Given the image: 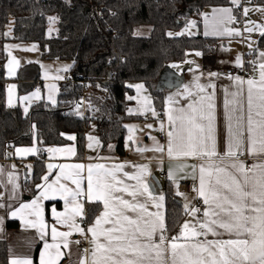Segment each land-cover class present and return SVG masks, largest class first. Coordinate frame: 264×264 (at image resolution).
Masks as SVG:
<instances>
[{"label":"crops","instance_id":"obj_1","mask_svg":"<svg viewBox=\"0 0 264 264\" xmlns=\"http://www.w3.org/2000/svg\"><path fill=\"white\" fill-rule=\"evenodd\" d=\"M226 9H230V13L220 11L219 6L213 8L212 15H209L206 20L204 17L199 18L201 21V34L210 38L219 39L215 46L216 59L213 64H205L202 53L199 51H190L187 53L185 60L181 62H174L168 67L181 76V84L174 88H158L164 92L165 105L163 114L160 115L156 109L153 96L149 89L143 82H130L128 87L130 93L127 98L130 100L127 113L141 117L138 120H131L126 122L127 134L124 142L123 152L117 149V143H111L107 149L102 151V144L99 139L96 125L92 124L86 130V150L83 155L78 153L77 136L74 133L67 134L74 137L69 139L66 145H51L46 149V175L42 178L40 183H33L32 175L34 171L35 158L41 157L35 144L29 146L12 147L8 152V157L0 160V239L7 240L11 248L10 262L14 258H28L35 263V254L37 255V264H40L41 253L45 252L44 245L57 243L60 245L61 257L57 260V264H81L82 259H86L88 264L91 262V251L93 244L92 234L88 232V228L95 224V219L101 216L105 211L102 201L89 202L87 199L88 188V166H92V180L93 192L95 195L96 183L99 180L101 183L111 181L118 188H127L124 192H114V195L121 196L124 200L130 203H146L147 213H159L163 219L167 229L166 222V196L163 192V185L166 181L173 183L176 193L180 197V201L184 206L186 215L184 222L173 237L181 236L177 243H185L187 241L195 242L196 240H227L235 238L225 233L222 229H217L220 235L213 236L211 233L205 237L203 235L194 237L193 231H203L199 228V223L204 222L198 220L197 212L193 213L197 201H203L204 198L199 195V177L200 166L205 165V189L207 191L209 176L207 174V165L210 162L220 163L218 157L201 158L199 156H185L177 154L175 151L172 157L168 156V132L173 131L175 135V127L168 120L169 112L173 116L178 115V110L183 109L186 114L195 115L197 117L196 123L204 127V132L201 133L198 128H192L194 138L200 136L207 137L208 120H200L199 116L203 113L205 116L211 111L213 120L211 122V135L215 139L216 152L219 157L224 158V163H229V158L224 154L227 150L229 142L228 116L232 117L231 123L233 131L236 129V117L240 114L238 111H233L236 105L234 100H239L244 106L245 128L247 117V85L244 87V94L240 97H233L232 93L237 92L238 85L235 81L237 76H225L222 71L224 68L230 66H237V57L240 56L242 65L248 58L250 64L247 67L250 74L246 77H241L243 80L260 78L259 65L264 63V48L257 49L258 36L264 32V6L257 3H249L245 0H238ZM247 6L252 8L261 7L263 16L261 18V26L253 32L248 34L245 32V27L248 17L245 10ZM215 10V11H214ZM228 14V15H227ZM227 15V18L225 16ZM215 22L214 25H205ZM199 23V21H198ZM228 23V24H227ZM233 28L241 29L239 36H226L219 32V27L227 25ZM218 29V30H216ZM143 35L149 33V27H143ZM11 31H7L11 35ZM207 33V35L205 34ZM251 37V38H250ZM223 44V45H222ZM239 45L241 50L238 49ZM5 53V75L8 79L6 84V103L9 107H21L28 111L30 107L41 101L47 100L51 103L57 102V97L61 86L68 83L66 72L70 71L72 62L60 59H46L43 56V50L37 42H24L16 40L5 41L2 45ZM252 50L254 54L243 56L245 50ZM200 53V55H197ZM33 64H39L40 76L35 78L37 69L32 67ZM66 69V70H65ZM22 71V72H21ZM21 73V74H20ZM216 73L217 75H210ZM71 82V81H70ZM39 85L38 91L33 88ZM138 85H143L142 88H137ZM214 86V87H213ZM203 88V91H201ZM212 99L209 100L208 97ZM27 98V99H25ZM171 98V99H170ZM229 101L228 107H225V101ZM211 103L214 107L210 110L208 104ZM189 105L192 108H189ZM196 109L193 113L192 109ZM155 113V115L153 114ZM151 125V127H148ZM185 127L189 128L191 125L185 123ZM187 136V132H185ZM131 137V139H130ZM210 144L211 141H208ZM157 145L164 148L163 152L153 151ZM26 149H35V151L28 152ZM49 149H60V151H49ZM72 149V151H68ZM19 150V151H18ZM244 157L249 160H244V163L249 167L254 163L264 162V158L249 155L247 152V132L245 131V151ZM52 168H49V165ZM75 165H82L83 168L77 169ZM97 165H102V168H97ZM138 165H146L148 168L147 174L144 176V182L148 185V192L143 195H137L134 199L129 193L136 190L139 186L137 181L131 179V176L139 174L140 169ZM171 170L172 177L169 178V171ZM11 175V182L9 174ZM127 173V175H125ZM111 174V175H109ZM115 177V181L112 180ZM47 177L45 180L44 178ZM156 177L162 187L159 188L154 182ZM215 181V176L211 177ZM74 180H79V188ZM116 181H120L116 184ZM181 181H188L194 189L190 193H181L178 191L177 185ZM51 186V187H49ZM79 191L80 196L75 198L76 202L83 204V212L87 213V205L89 203H100L101 211L98 213L94 221L87 227H83L79 223L81 216H74L72 209L75 206L71 193ZM47 192V198H44L42 193ZM163 200H160V197ZM36 200L39 205L41 217L46 225L43 236L38 228L32 227L30 221L36 220L34 215H29L31 209H26L23 213H18L16 217H12L11 213L17 210L21 203L31 204ZM67 200V203H66ZM161 206L158 208L156 204ZM208 205H206V209ZM205 209V210H206ZM137 212H128L127 214L135 218ZM145 213V217H147ZM60 216V220L57 219ZM71 217V219H69ZM74 219L79 228L83 229V233L75 228H69V224ZM153 219H155L153 217ZM8 220L17 221L18 227L9 229L6 225ZM61 221H64L63 223ZM189 224V228L184 229L183 225ZM195 226V228L193 227ZM103 227H111V225H103ZM56 228L58 232H71L68 239V247H64L63 238L57 237L56 241L52 239V229ZM86 234L88 237V252L83 253L80 246L75 240L76 235ZM169 234L168 240L172 238ZM159 236L157 234L156 241ZM101 240L103 238L101 237ZM54 251V250H52ZM45 254V259H47ZM171 257L168 256V264H170Z\"/></svg>","mask_w":264,"mask_h":264},{"label":"trees","instance_id":"obj_2","mask_svg":"<svg viewBox=\"0 0 264 264\" xmlns=\"http://www.w3.org/2000/svg\"><path fill=\"white\" fill-rule=\"evenodd\" d=\"M245 1L264 6V0ZM229 5L230 0H0V160L8 157L12 147L35 144L41 157L35 158L32 181L40 183L46 175L47 147L68 144L66 135L74 133L78 153L83 155L86 130L92 124L96 125L102 151L115 142L118 151L123 152L126 122L141 118L127 113V84L143 82L162 115L165 98L158 81L163 70L185 60L190 51L201 52L205 64L215 63L219 41L201 33H168L180 30L192 17L200 18L207 7ZM50 16L56 18L52 36L48 35ZM12 20V33L8 35L7 26ZM143 27L150 28L148 34H138ZM8 40L37 42L44 58L72 62L71 82L61 86L56 103L41 100L28 111L7 105L2 45ZM256 48H264V32L258 36ZM246 63L250 64L249 58ZM32 67L37 69L38 78L39 64ZM79 76L88 83H100L109 90V96L86 93ZM163 192L167 231L173 237L186 212L172 182L164 183ZM100 211V203L87 205L88 225ZM18 224L15 220L6 223L9 229ZM10 257V244L0 239V264H10Z\"/></svg>","mask_w":264,"mask_h":264},{"label":"snow or ice","instance_id":"obj_3","mask_svg":"<svg viewBox=\"0 0 264 264\" xmlns=\"http://www.w3.org/2000/svg\"><path fill=\"white\" fill-rule=\"evenodd\" d=\"M237 2L238 0H233V3ZM220 11L230 13V9H221ZM192 23L194 24V22ZM247 30L251 31V29ZM205 34L207 35V33ZM168 35L171 36L172 33H168ZM261 55L264 56V53ZM237 66H243L240 56L237 57ZM259 68V80L248 79L245 81L239 76L234 78L239 87L237 92L232 93L233 97L243 96V86L247 85V117L245 128L244 106L241 101L234 100L233 103L236 107L233 111H238L240 114L236 117L235 131H233L231 123L232 117H227L230 139L224 156L229 158V163L225 164L224 158L219 157L216 152L215 139L211 135L213 120L211 111L207 116L203 113L199 116L200 120H208L209 135L198 138L193 137L192 128H198L203 133L204 127L196 123L195 115L186 114L183 109L178 110V115L173 116L171 112L168 115L169 122L174 126L179 122L175 127V135L173 131L168 132L167 153L169 157H172L175 151L177 154L185 156L208 157L209 159L218 157L220 159V163L213 161L207 165V174L210 178L207 191L205 189L206 167L205 165L200 166L198 191L199 195L204 198L205 205H208L204 211V216L208 219L199 223V228L203 231L194 230L192 235L206 237L208 233H211L213 236H217L220 235L217 229H222L235 238L177 243L181 236H184L182 231L180 236L173 237L169 241L163 234L166 226L159 213H147L146 203H130L121 196L114 195V192L127 191L126 187L118 188L111 181L101 183L98 180L94 195L92 166L90 165L88 166L87 199L89 202L102 201L105 208L101 216L95 219V224L88 228V232L92 234L90 242L93 244L90 264H168V256L171 257L170 264H264V162L254 163L249 167L239 159V156L243 155L245 151V131L247 132L248 154L264 158V63H261ZM210 75L217 74L211 73ZM142 87L143 85L137 86L138 89ZM208 99L211 100L212 97L209 96ZM228 103L229 101L226 100V109ZM213 107V104H208L210 110ZM189 108L192 106L189 105ZM192 111L195 113L196 109L193 108ZM153 114L155 115V113ZM186 122L191 127L186 128ZM185 132H187V136H185ZM68 139H74V137L69 136ZM208 141L211 143L209 144ZM151 150L163 152L164 148L157 145ZM25 151L32 152L35 149H26ZM49 151H60V149H49ZM68 151H72V149ZM48 167L52 168V165L50 164ZM96 167L102 168L103 166L97 165ZM137 167L140 169L139 174L130 178L136 180L139 187L129 194L134 199L137 195H143L145 192L151 196L148 185L144 182L148 168L146 165ZM75 168L81 169L83 166L75 165ZM11 175L10 173V182ZM213 176H215L214 182L211 179ZM171 177L170 170L169 178ZM44 179L46 180L47 177ZM112 180L115 181L114 176H112ZM74 183L79 188L80 181L74 180ZM119 183L120 181H116V184ZM42 195L47 198V192ZM71 195L75 202L72 209L73 217L83 216V204L75 201V198L81 193L77 191ZM160 200H163L162 196ZM160 206L159 203L156 204V207ZM26 209H31L29 215L36 217V220L29 223L32 227L38 228L43 236L46 225L36 200L31 204L21 203L20 207L11 213V216L16 217L18 213H23ZM137 210L139 212L135 218L127 214L128 212H137ZM191 211L195 213L198 210L193 208ZM145 213H147V217H145ZM57 219L60 220V216H57ZM106 224L111 227H103ZM68 226L81 233L84 231L79 228L74 219ZM193 227L195 228V226ZM183 228H189V224L185 223ZM157 234L158 242L156 241ZM70 235L71 232H58L56 228L52 229L53 241H56L57 237L63 238L65 248L68 247L67 238ZM44 248L45 252L41 253L40 264H57V260L61 257L60 245L46 243ZM45 254H47V259H45ZM10 264H32V261L28 258H14ZM81 264H88V261L82 259Z\"/></svg>","mask_w":264,"mask_h":264},{"label":"built area","instance_id":"obj_4","mask_svg":"<svg viewBox=\"0 0 264 264\" xmlns=\"http://www.w3.org/2000/svg\"><path fill=\"white\" fill-rule=\"evenodd\" d=\"M253 51L252 50H246L244 51V58L246 60V56L247 55H252ZM222 73L225 76H239V77H246L247 75L250 74V70L249 68L246 66V61H244L243 66L242 67H236V66H230L227 68H224ZM66 77L68 79V82L71 81V73L70 71L66 72ZM78 79L82 80V78L79 76ZM82 85L85 88L86 93H98L101 94L104 97H108L109 96V90L104 88L100 83L96 82V83H88L84 80L81 81ZM40 88L39 85H36L33 90L34 91H38ZM85 104L86 102H83V111L82 114L85 113ZM239 159H244V160H249L248 157H244L243 155L239 156ZM249 166V165H248ZM178 191L181 193H190L192 191H194V189L192 188V186L190 185V182L188 181H181L178 183L177 185ZM194 209H197V215H198V220L199 221H203L204 219V211L206 209V205L203 201H197ZM79 223L83 226V227H87V213H84L83 216H81L79 218ZM166 237L168 236V231L167 229L164 231L163 233ZM75 240L78 242V245L81 248V251L83 253L88 252V237L86 234H80V235H76L75 236ZM87 250V251H86Z\"/></svg>","mask_w":264,"mask_h":264},{"label":"rangeland","instance_id":"obj_5","mask_svg":"<svg viewBox=\"0 0 264 264\" xmlns=\"http://www.w3.org/2000/svg\"><path fill=\"white\" fill-rule=\"evenodd\" d=\"M230 6V5H229ZM228 6H219V8L222 9H226ZM215 7H207L205 8V10L203 12H201L200 14V18L204 17V19L206 20V18L209 15H212V9ZM247 16L248 20L246 25H251L253 28H250L249 26L245 27V32L246 33H250L253 34V32H255V30L257 28H259L261 26V18L263 16L262 13V8L261 7H257V8H252L251 6H247ZM228 15V14H227ZM227 15L225 16V18H227ZM52 18H55V16H50L49 17V29H48V35L52 36L53 32L56 30V18L53 20ZM198 18L197 17H192L189 22L180 30L178 31H172V35H182V34H186V35H196V34H200L201 30H200V23H198ZM194 22V24L192 23ZM212 22V20H211ZM215 22L212 23H208L206 21L205 25H214ZM228 24V23H227ZM13 26V20L10 22V24L7 26V31H11ZM219 32L225 34L226 36H239V34L241 35V29L238 28H233L232 24L229 25L227 27V25L223 26V27H219ZM216 29V30H218ZM247 29H251V31H248ZM239 33V34H237ZM138 34L143 35V30L141 28V30H138ZM251 38V37H250ZM223 45V44H222ZM239 50H241V46L239 45L238 47ZM248 50V49H247ZM246 51V50H245Z\"/></svg>","mask_w":264,"mask_h":264},{"label":"water","instance_id":"obj_6","mask_svg":"<svg viewBox=\"0 0 264 264\" xmlns=\"http://www.w3.org/2000/svg\"><path fill=\"white\" fill-rule=\"evenodd\" d=\"M181 76H179L176 72L172 71L168 66L163 70V72L160 75L158 86L160 88H174L181 84ZM154 182L156 185L161 188L162 185L160 181L154 177Z\"/></svg>","mask_w":264,"mask_h":264}]
</instances>
